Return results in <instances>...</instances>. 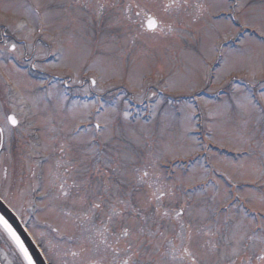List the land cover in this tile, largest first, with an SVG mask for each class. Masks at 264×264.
Here are the masks:
<instances>
[{"label":"rangeland","instance_id":"374dc122","mask_svg":"<svg viewBox=\"0 0 264 264\" xmlns=\"http://www.w3.org/2000/svg\"><path fill=\"white\" fill-rule=\"evenodd\" d=\"M0 61L50 264H264V0H0Z\"/></svg>","mask_w":264,"mask_h":264},{"label":"water","instance_id":"95a60500","mask_svg":"<svg viewBox=\"0 0 264 264\" xmlns=\"http://www.w3.org/2000/svg\"><path fill=\"white\" fill-rule=\"evenodd\" d=\"M157 23L151 19L147 23L148 29H154ZM12 119V117H11ZM15 124V122H14ZM0 221L16 236L23 246L32 264H47L33 238L27 232L16 214L0 199Z\"/></svg>","mask_w":264,"mask_h":264},{"label":"flooded vegetation","instance_id":"af4514ba","mask_svg":"<svg viewBox=\"0 0 264 264\" xmlns=\"http://www.w3.org/2000/svg\"><path fill=\"white\" fill-rule=\"evenodd\" d=\"M15 42H19V40ZM14 49H15V46L11 45L10 50H14ZM5 138H8V141L7 139L5 141ZM10 140L11 138H9L8 136H5L4 129L0 131V152L2 151L1 150L2 147H5V142L8 144L11 143V146H12V140L11 142ZM2 152L3 153H2L1 159L3 160V169H2L3 182L4 180H7V178L9 177L12 179L13 184H17L18 182L23 183L24 180H27V175H26L27 165L25 163L23 164L20 163V160L23 159V156L21 155L14 156V154L12 153L11 156L14 158L13 164L12 166H9L8 161L11 159V156H10L11 152H7V151H2ZM4 257L5 256H4L3 248L1 247L0 248V264H7V259L6 257L5 258Z\"/></svg>","mask_w":264,"mask_h":264},{"label":"bare ground","instance_id":"6f19581e","mask_svg":"<svg viewBox=\"0 0 264 264\" xmlns=\"http://www.w3.org/2000/svg\"><path fill=\"white\" fill-rule=\"evenodd\" d=\"M3 226L6 228L7 231L9 230L5 225H3ZM9 231H10V230H9ZM9 231H8V232H9ZM9 234H10L11 238L14 240V242L17 244L18 248H19L20 251L22 252V254H23V256L25 257V259L27 260V262H28L29 264H32L31 261H30V259H29V257H28V255H27V253H26V251L24 250L23 246H22L21 243L18 241V239L16 238V236H15L14 234L10 233V232H9Z\"/></svg>","mask_w":264,"mask_h":264},{"label":"snow or ice","instance_id":"6c2138e0","mask_svg":"<svg viewBox=\"0 0 264 264\" xmlns=\"http://www.w3.org/2000/svg\"><path fill=\"white\" fill-rule=\"evenodd\" d=\"M13 122H15V121H13Z\"/></svg>","mask_w":264,"mask_h":264}]
</instances>
